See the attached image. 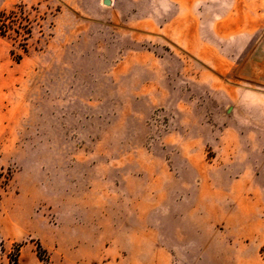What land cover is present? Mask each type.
<instances>
[{"label": "rangeland", "instance_id": "obj_1", "mask_svg": "<svg viewBox=\"0 0 264 264\" xmlns=\"http://www.w3.org/2000/svg\"><path fill=\"white\" fill-rule=\"evenodd\" d=\"M2 13L0 264H264V0Z\"/></svg>", "mask_w": 264, "mask_h": 264}, {"label": "crops", "instance_id": "obj_2", "mask_svg": "<svg viewBox=\"0 0 264 264\" xmlns=\"http://www.w3.org/2000/svg\"><path fill=\"white\" fill-rule=\"evenodd\" d=\"M141 249L131 256L122 253L121 259L116 260L117 264H125L126 261L131 264H173L171 250L156 244H146L139 246ZM142 247H146L143 249Z\"/></svg>", "mask_w": 264, "mask_h": 264}, {"label": "trees", "instance_id": "obj_3", "mask_svg": "<svg viewBox=\"0 0 264 264\" xmlns=\"http://www.w3.org/2000/svg\"><path fill=\"white\" fill-rule=\"evenodd\" d=\"M14 14L15 13H11L9 15H6L5 13H2V15H0V27L3 28V29L6 28V25H7L6 24V19H8V20L12 19L14 17ZM10 21H12V20H10ZM7 28H8V25H7Z\"/></svg>", "mask_w": 264, "mask_h": 264}, {"label": "water", "instance_id": "obj_4", "mask_svg": "<svg viewBox=\"0 0 264 264\" xmlns=\"http://www.w3.org/2000/svg\"><path fill=\"white\" fill-rule=\"evenodd\" d=\"M105 4H109V1H105Z\"/></svg>", "mask_w": 264, "mask_h": 264}]
</instances>
